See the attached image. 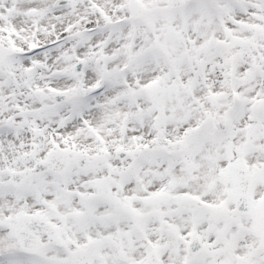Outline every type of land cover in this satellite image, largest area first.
<instances>
[{"label":"snow or ice","instance_id":"snow-or-ice-1","mask_svg":"<svg viewBox=\"0 0 264 264\" xmlns=\"http://www.w3.org/2000/svg\"><path fill=\"white\" fill-rule=\"evenodd\" d=\"M0 264H264V0H0Z\"/></svg>","mask_w":264,"mask_h":264}]
</instances>
